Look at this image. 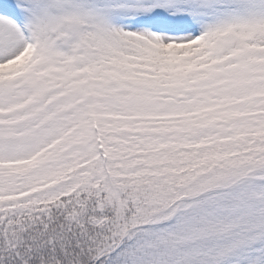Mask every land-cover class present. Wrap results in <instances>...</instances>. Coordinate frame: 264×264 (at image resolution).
Masks as SVG:
<instances>
[{"label":"snow or ice","instance_id":"snow-or-ice-1","mask_svg":"<svg viewBox=\"0 0 264 264\" xmlns=\"http://www.w3.org/2000/svg\"><path fill=\"white\" fill-rule=\"evenodd\" d=\"M0 264H264V0H0Z\"/></svg>","mask_w":264,"mask_h":264}]
</instances>
